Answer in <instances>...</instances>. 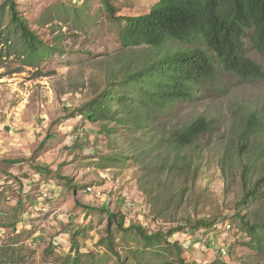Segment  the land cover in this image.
Returning a JSON list of instances; mask_svg holds the SVG:
<instances>
[{
    "label": "rangeland",
    "instance_id": "1",
    "mask_svg": "<svg viewBox=\"0 0 264 264\" xmlns=\"http://www.w3.org/2000/svg\"><path fill=\"white\" fill-rule=\"evenodd\" d=\"M15 1L44 46L26 53L8 14L0 10V160L31 158L0 164V264H73L76 258L78 264H115L105 238L107 227L126 264H178L173 248L163 242L144 246L135 232H123L104 212L81 205L122 211L125 227L141 224L148 232L219 218L230 227L218 223L212 229L172 235L170 241L180 244L184 261L210 264L221 257L229 264H264V228L256 227L251 234L234 215L240 211L251 221L264 219V186L257 197L240 204L243 191L264 172V58L253 46L252 30L245 31L244 49L261 65L260 77L245 80L221 72L196 98L179 100L159 113L147 130L167 139L198 115L210 119L207 130L182 149L191 156L192 167L199 164L196 174L184 180L176 176L167 185L156 177L147 152L140 150L145 132L127 134L118 127L106 135L98 123H81L79 116L64 119L96 96L117 71L119 57L130 53L121 48L118 26L103 0ZM109 1L116 15H136L156 0ZM196 46L205 47L192 39L167 41L161 50ZM251 116L256 124L250 130ZM31 162L58 169L80 187L67 188L53 175L38 176ZM157 185L155 192L142 191V186ZM177 190H183L180 201ZM260 235L261 245L256 238ZM212 242L226 245L228 256L211 250Z\"/></svg>",
    "mask_w": 264,
    "mask_h": 264
},
{
    "label": "trees",
    "instance_id": "2",
    "mask_svg": "<svg viewBox=\"0 0 264 264\" xmlns=\"http://www.w3.org/2000/svg\"><path fill=\"white\" fill-rule=\"evenodd\" d=\"M103 2L108 15L118 26L116 35L121 48L129 49L130 53L119 57L120 65L110 75L105 87L82 106L67 112L64 119L79 116L81 123H98L99 132L106 135L116 132L118 127L127 130V134L138 130L145 132L148 137L142 141L140 150L150 156L156 177L159 180L163 178L161 182L164 184L170 185L176 176L184 180L190 173L195 175L199 164L192 167L191 156L182 149L193 144L207 130L210 119L203 114L198 115L174 129L167 139L149 135L147 130L159 113L168 111L179 100L196 98L200 91L218 81L221 72L233 73L245 80L262 75L261 65L245 54L243 37L246 30H252L253 46L264 58V0H156L146 12L136 15H116V8L110 1ZM17 5L15 0H3L0 5L1 15L4 12L8 14L10 24L20 35L26 53L31 54L44 46V43L29 27ZM192 39H199L205 47L161 50L167 41L186 42ZM136 47L141 48L140 52ZM249 123L247 128L251 130L256 119L251 116ZM51 137L52 134L46 135L39 147ZM161 148L162 153L159 152ZM151 152L156 154L150 155ZM24 161H31V158H5L0 160V164L11 166ZM30 165L38 176L53 175L67 188L80 187L69 176L60 174L58 169L52 170L41 162H31ZM246 173L247 167H243L241 174L244 181ZM262 186L264 172L251 187L243 191L240 204L244 205L257 197ZM158 189V185L155 189L142 186L146 194ZM176 193L180 201L183 190H177ZM81 206L87 211L104 212L107 220L115 222L119 230L135 232L144 246L163 242L165 248L175 250L178 264L190 263L181 257L180 244L170 241L174 233L212 229L216 224L224 222L219 218H200L189 224L178 223L166 231L148 232L141 224L130 223L125 227V214L122 211H111L106 205ZM234 215L251 234L255 233L256 227L264 228V219L251 221L240 211ZM106 230L105 238L109 250L115 256V264H126L125 257L114 249L112 232L108 227ZM256 238L261 245L262 235ZM77 262V258L73 259V264ZM210 264L229 263L220 257Z\"/></svg>",
    "mask_w": 264,
    "mask_h": 264
},
{
    "label": "built area",
    "instance_id": "3",
    "mask_svg": "<svg viewBox=\"0 0 264 264\" xmlns=\"http://www.w3.org/2000/svg\"><path fill=\"white\" fill-rule=\"evenodd\" d=\"M85 189L88 192L92 191V187L91 186H86ZM43 195H47V194L43 193ZM223 225H225V227H227V228L230 227V225L228 223L226 224L225 222H223ZM210 248H211V250L213 249V251L216 252L217 254H220L222 257L228 256L227 254H229L226 245H215V243L212 242V243H210ZM206 263L207 262H205V264Z\"/></svg>",
    "mask_w": 264,
    "mask_h": 264
}]
</instances>
